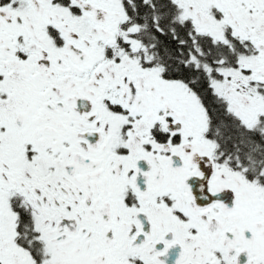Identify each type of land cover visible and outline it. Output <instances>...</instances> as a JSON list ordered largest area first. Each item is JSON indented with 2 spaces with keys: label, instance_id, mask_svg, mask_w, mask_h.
<instances>
[{
  "label": "snow or ice",
  "instance_id": "snow-or-ice-1",
  "mask_svg": "<svg viewBox=\"0 0 264 264\" xmlns=\"http://www.w3.org/2000/svg\"><path fill=\"white\" fill-rule=\"evenodd\" d=\"M0 264H264V0H0Z\"/></svg>",
  "mask_w": 264,
  "mask_h": 264
}]
</instances>
